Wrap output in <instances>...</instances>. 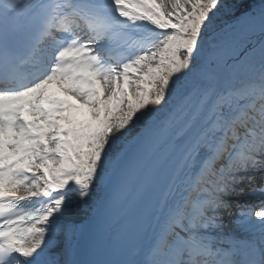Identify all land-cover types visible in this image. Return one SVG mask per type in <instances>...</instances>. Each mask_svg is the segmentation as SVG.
<instances>
[{
  "label": "snow or ice",
  "instance_id": "6c2138e0",
  "mask_svg": "<svg viewBox=\"0 0 264 264\" xmlns=\"http://www.w3.org/2000/svg\"><path fill=\"white\" fill-rule=\"evenodd\" d=\"M246 189L264 0H0V264H264Z\"/></svg>",
  "mask_w": 264,
  "mask_h": 264
},
{
  "label": "bare ground",
  "instance_id": "6f19581e",
  "mask_svg": "<svg viewBox=\"0 0 264 264\" xmlns=\"http://www.w3.org/2000/svg\"><path fill=\"white\" fill-rule=\"evenodd\" d=\"M257 193H259V192H247V191H245V193L242 195V196H240L241 198H250V203H255V201H257L258 200V198H257V196H258V194Z\"/></svg>",
  "mask_w": 264,
  "mask_h": 264
}]
</instances>
